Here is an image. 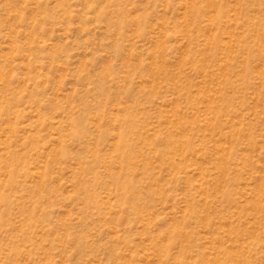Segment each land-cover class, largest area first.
I'll use <instances>...</instances> for the list:
<instances>
[{"label":"rangeland","instance_id":"374dc122","mask_svg":"<svg viewBox=\"0 0 264 264\" xmlns=\"http://www.w3.org/2000/svg\"><path fill=\"white\" fill-rule=\"evenodd\" d=\"M0 264H264V0H0Z\"/></svg>","mask_w":264,"mask_h":264}]
</instances>
